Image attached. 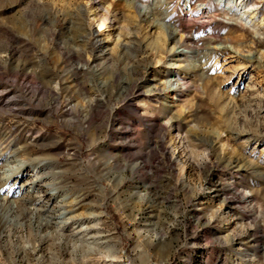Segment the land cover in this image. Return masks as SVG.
I'll list each match as a JSON object with an SVG mask.
<instances>
[{"label": "rangeland", "instance_id": "1", "mask_svg": "<svg viewBox=\"0 0 264 264\" xmlns=\"http://www.w3.org/2000/svg\"><path fill=\"white\" fill-rule=\"evenodd\" d=\"M0 264H264V0H0Z\"/></svg>", "mask_w": 264, "mask_h": 264}, {"label": "bare ground", "instance_id": "2", "mask_svg": "<svg viewBox=\"0 0 264 264\" xmlns=\"http://www.w3.org/2000/svg\"><path fill=\"white\" fill-rule=\"evenodd\" d=\"M105 25H106V24H104V23H99V28H100V29L105 28ZM34 169H35V168H34ZM18 178H19V177L15 178V179L17 180ZM35 180H36V179H35ZM39 182H41V181H38V182H37V181L32 182L30 188L34 190V189L36 188V186H37V183H39Z\"/></svg>", "mask_w": 264, "mask_h": 264}]
</instances>
